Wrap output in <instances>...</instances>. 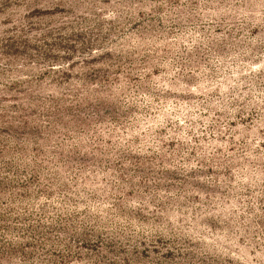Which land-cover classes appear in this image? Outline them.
Here are the masks:
<instances>
[{"label":"rangeland","instance_id":"374dc122","mask_svg":"<svg viewBox=\"0 0 264 264\" xmlns=\"http://www.w3.org/2000/svg\"><path fill=\"white\" fill-rule=\"evenodd\" d=\"M0 264H264V0H0Z\"/></svg>","mask_w":264,"mask_h":264}]
</instances>
